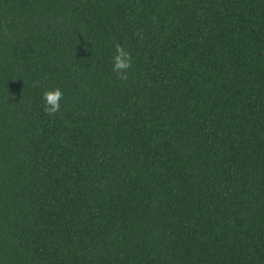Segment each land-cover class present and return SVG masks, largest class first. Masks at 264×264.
<instances>
[{
    "label": "trees",
    "instance_id": "obj_1",
    "mask_svg": "<svg viewBox=\"0 0 264 264\" xmlns=\"http://www.w3.org/2000/svg\"><path fill=\"white\" fill-rule=\"evenodd\" d=\"M0 264H264V0H0Z\"/></svg>",
    "mask_w": 264,
    "mask_h": 264
},
{
    "label": "clouds",
    "instance_id": "obj_2",
    "mask_svg": "<svg viewBox=\"0 0 264 264\" xmlns=\"http://www.w3.org/2000/svg\"><path fill=\"white\" fill-rule=\"evenodd\" d=\"M134 35L138 39H143L141 31H137ZM112 46L114 54L111 57V71L115 79L123 85L133 75V54L128 47L118 40L113 39ZM41 99L45 114L49 117H54L61 112V102L64 99V92L59 87L45 89L42 92Z\"/></svg>",
    "mask_w": 264,
    "mask_h": 264
}]
</instances>
